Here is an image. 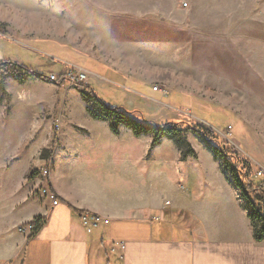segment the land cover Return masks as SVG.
Instances as JSON below:
<instances>
[{
    "label": "rangeland",
    "instance_id": "1",
    "mask_svg": "<svg viewBox=\"0 0 264 264\" xmlns=\"http://www.w3.org/2000/svg\"><path fill=\"white\" fill-rule=\"evenodd\" d=\"M0 30V60L44 75L81 67L87 75L82 84L107 106L151 123H203L264 175V0H0ZM200 103L226 112L210 115ZM84 106L68 82L58 87L48 80L20 83L0 76V238L32 209L14 211L13 194L27 190L29 199H42L39 191L50 175L43 177L40 168L55 157L51 178L60 176L62 150L71 133L84 128L99 134L103 145L124 147L131 160L123 178L109 172L108 191L125 192L127 203L162 204L154 215L164 225L196 224L181 209L171 210L175 186L207 179L232 184L194 132L185 139L196 157L180 161L171 140L151 147L150 136L134 137L124 126L115 137ZM77 174L81 184L95 180L92 169ZM232 188L220 194L226 200L215 210L223 221L239 225L235 205L243 200L240 195L236 200Z\"/></svg>",
    "mask_w": 264,
    "mask_h": 264
},
{
    "label": "crops",
    "instance_id": "2",
    "mask_svg": "<svg viewBox=\"0 0 264 264\" xmlns=\"http://www.w3.org/2000/svg\"><path fill=\"white\" fill-rule=\"evenodd\" d=\"M101 66L99 74L105 76V65ZM69 144L60 161L55 160L60 163V176L51 178L50 173L46 180L57 196L56 205L42 196L29 199L27 190L13 194L14 211L25 205L32 209L0 238V264H264V241L253 240L244 202L237 201L236 210L233 208L239 225L223 221L222 212L217 215L215 206L226 200L220 194L233 189L229 181L187 180L180 189L175 186L176 197L168 203L171 210L181 209L196 224L188 229L175 227L173 222L164 225L154 215L155 210L163 209L162 204L151 199L149 205H143L141 199L127 203L125 192L118 196L108 191L109 172H118L123 178L127 162L130 164L124 147L103 145L99 134L87 128L73 131ZM84 169L95 171L91 186L78 179L77 172ZM231 191L239 200L237 189ZM79 212L99 218L90 233ZM36 216L44 223L34 235L17 231V225Z\"/></svg>",
    "mask_w": 264,
    "mask_h": 264
},
{
    "label": "trees",
    "instance_id": "3",
    "mask_svg": "<svg viewBox=\"0 0 264 264\" xmlns=\"http://www.w3.org/2000/svg\"><path fill=\"white\" fill-rule=\"evenodd\" d=\"M0 33H2L1 30ZM15 67L21 72L20 77L17 76ZM4 75L17 77L20 83L35 78L47 80L46 75L34 70L32 67L14 63L10 60H0V76ZM64 82V74H61L58 75L54 83L60 87ZM75 87L85 104L86 114L93 120L107 122L109 130L114 135H118L120 126H124L130 130L134 137L150 136L151 147L160 144L162 139H169L178 149L180 161H185L188 157H196V152L185 139V133L192 131L197 134L204 143L205 149L211 153L214 160L219 162L221 172L229 177L233 186L239 192L244 202L243 209L246 211L250 222L253 240L256 242L264 241V175L259 170L255 171L248 159L238 155L233 149H226L227 144L220 141L211 127L200 122H182L170 119L151 123L143 115L134 114L133 111L107 106L94 94L93 89L89 85L78 84ZM189 99L193 105L197 103L192 97ZM199 105H201L202 109L205 107L210 115L212 111L226 112L210 105L201 103ZM230 128H232L231 124ZM33 220H36V223L30 233L31 236L44 223V219L41 216H36Z\"/></svg>",
    "mask_w": 264,
    "mask_h": 264
},
{
    "label": "built area",
    "instance_id": "4",
    "mask_svg": "<svg viewBox=\"0 0 264 264\" xmlns=\"http://www.w3.org/2000/svg\"><path fill=\"white\" fill-rule=\"evenodd\" d=\"M47 80L51 82H55L58 78L57 75L53 73H49L46 75ZM64 80L65 82H68L70 86H75L78 84L85 83L87 80L86 72L82 69H70L66 74H64ZM51 171V164L47 163L45 166L40 168V173L43 177L47 178ZM40 195L49 201L53 205H56L58 203L57 196L54 191H52L48 186L42 187L40 189ZM36 223V220H29L26 223H21L17 225V231L20 234H23L24 236L31 233L34 225ZM81 223L85 230L90 233L93 228H95L99 223V218L91 213H83L81 214ZM113 251V249H111Z\"/></svg>",
    "mask_w": 264,
    "mask_h": 264
}]
</instances>
